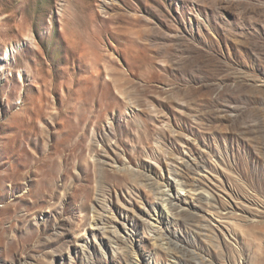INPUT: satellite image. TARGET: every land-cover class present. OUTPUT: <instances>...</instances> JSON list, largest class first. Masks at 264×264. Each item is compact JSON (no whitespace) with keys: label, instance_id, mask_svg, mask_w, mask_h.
<instances>
[{"label":"rangeland","instance_id":"rangeland-1","mask_svg":"<svg viewBox=\"0 0 264 264\" xmlns=\"http://www.w3.org/2000/svg\"><path fill=\"white\" fill-rule=\"evenodd\" d=\"M0 264H264V0H0Z\"/></svg>","mask_w":264,"mask_h":264}]
</instances>
